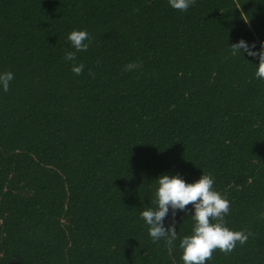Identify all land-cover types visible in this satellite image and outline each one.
Returning <instances> with one entry per match:
<instances>
[{
    "label": "trees",
    "instance_id": "16d2710c",
    "mask_svg": "<svg viewBox=\"0 0 264 264\" xmlns=\"http://www.w3.org/2000/svg\"><path fill=\"white\" fill-rule=\"evenodd\" d=\"M238 37L264 40V0H0V264H182L191 205L171 249L139 216L165 173H211L250 233L205 264H264V80Z\"/></svg>",
    "mask_w": 264,
    "mask_h": 264
},
{
    "label": "clouds",
    "instance_id": "9594fccd",
    "mask_svg": "<svg viewBox=\"0 0 264 264\" xmlns=\"http://www.w3.org/2000/svg\"><path fill=\"white\" fill-rule=\"evenodd\" d=\"M168 5L175 10L185 11L194 0H167ZM66 39L71 45L72 51H65L63 59L71 61L70 70L79 75L84 69L83 63L75 62V54L86 50L89 34L84 29H72ZM229 47L233 53L257 60L254 66V76L264 80V40L247 41L238 37ZM138 62H128L123 66L125 71L139 68ZM91 75V70H89ZM13 73L9 70H0V92H7ZM214 177L211 173H201L199 177L186 182L178 174H159L155 179V191L152 205L140 210L139 216L147 226V234L153 242L163 240L171 249L173 241L177 238L170 224L164 227L163 218L166 215H175L176 210L187 211L186 205H191L192 220L189 234L179 238L175 245L180 250L179 259L182 264H205L214 249L221 252H230L237 243L243 244L250 233L243 230L230 229L224 217L229 212V200L213 188ZM264 215V213H262Z\"/></svg>",
    "mask_w": 264,
    "mask_h": 264
}]
</instances>
